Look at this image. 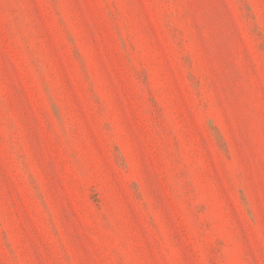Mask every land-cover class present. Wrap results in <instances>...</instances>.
I'll return each instance as SVG.
<instances>
[{
  "label": "rangeland",
  "instance_id": "374dc122",
  "mask_svg": "<svg viewBox=\"0 0 264 264\" xmlns=\"http://www.w3.org/2000/svg\"><path fill=\"white\" fill-rule=\"evenodd\" d=\"M0 264H264V0H0Z\"/></svg>",
  "mask_w": 264,
  "mask_h": 264
}]
</instances>
